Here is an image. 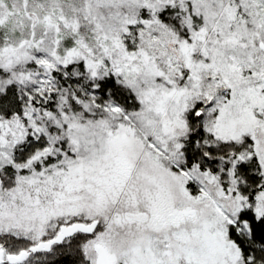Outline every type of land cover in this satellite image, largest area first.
Masks as SVG:
<instances>
[{"label":"snow or ice","instance_id":"6c2138e0","mask_svg":"<svg viewBox=\"0 0 264 264\" xmlns=\"http://www.w3.org/2000/svg\"><path fill=\"white\" fill-rule=\"evenodd\" d=\"M0 264H264V0H0Z\"/></svg>","mask_w":264,"mask_h":264}]
</instances>
